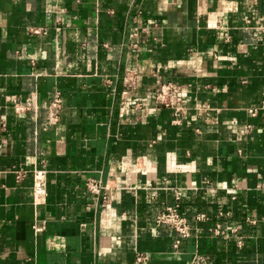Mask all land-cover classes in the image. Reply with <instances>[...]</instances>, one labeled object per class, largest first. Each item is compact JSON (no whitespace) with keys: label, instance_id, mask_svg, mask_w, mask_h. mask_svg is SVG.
<instances>
[{"label":"crops","instance_id":"obj_1","mask_svg":"<svg viewBox=\"0 0 264 264\" xmlns=\"http://www.w3.org/2000/svg\"><path fill=\"white\" fill-rule=\"evenodd\" d=\"M163 82L183 86L180 124L156 103ZM179 189L193 230L175 247L156 217ZM197 253L264 264V0H0V264Z\"/></svg>","mask_w":264,"mask_h":264},{"label":"built area","instance_id":"obj_2","mask_svg":"<svg viewBox=\"0 0 264 264\" xmlns=\"http://www.w3.org/2000/svg\"><path fill=\"white\" fill-rule=\"evenodd\" d=\"M143 29L134 27L130 33V47L138 49L141 46V35ZM130 85H133L130 84ZM183 86L175 82H163L155 88V99L156 103L161 108L169 109L173 112L174 123H181V116L184 112V100L182 95ZM20 110L19 108H17ZM24 109V108H21ZM26 109V108H25ZM63 110V99L60 91L56 92L54 98L49 106V112L53 118H58ZM24 111V110H23ZM253 114L257 113V110H251ZM22 174H18V178H21ZM88 190L96 195H103L104 199L108 197V187L102 183L88 179L87 180ZM34 201L36 204H42L47 198V173L43 169H37L34 171ZM180 189L177 190L175 202L165 207V210L157 215L156 224L159 227H165L172 230L176 236L175 247H179L184 239L189 238L192 235L193 223L182 210V204L180 202ZM220 216H227L228 213L220 212ZM207 216L204 213H200L196 216V220H204ZM252 224L256 222L250 220ZM39 231L40 228L34 226ZM216 236H226L227 232L223 229L221 224H218L213 230ZM232 232H237V229H232ZM242 244V241H239ZM147 259L143 254L138 255L137 262L142 263ZM193 264H206V258L199 253L195 254Z\"/></svg>","mask_w":264,"mask_h":264}]
</instances>
